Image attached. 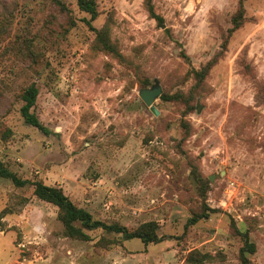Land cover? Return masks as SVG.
I'll use <instances>...</instances> for the list:
<instances>
[{"label": "rangeland", "instance_id": "374dc122", "mask_svg": "<svg viewBox=\"0 0 264 264\" xmlns=\"http://www.w3.org/2000/svg\"><path fill=\"white\" fill-rule=\"evenodd\" d=\"M48 1L0 0L10 13L0 34V80L7 85L0 135L10 131L0 138V160L20 179L60 187L95 219L127 229L153 220L162 240L143 245L108 234L118 243L96 250L100 229L86 231L88 241L63 237L55 206L37 199L28 183L0 177V231L13 245L0 235V258L11 248L12 264H187L184 255L196 249L209 255L198 264H242L233 224L254 244L244 254L248 264H264V105L251 80L264 82V0L244 1L248 20L230 34L192 110L183 114L181 102L156 98V116L137 95L142 78H156L161 91H187V69L218 51L237 0H151L161 24L142 0H95L91 24L98 28L111 16L109 36L121 61L89 51L88 14L74 0L62 1L75 25L43 34ZM15 34L34 44L36 64L5 53ZM242 58L252 75L242 73ZM30 82L38 89L32 110L47 134L19 115L16 94ZM190 161L207 178L210 210L186 224L200 202Z\"/></svg>", "mask_w": 264, "mask_h": 264}, {"label": "trees", "instance_id": "16d2710c", "mask_svg": "<svg viewBox=\"0 0 264 264\" xmlns=\"http://www.w3.org/2000/svg\"><path fill=\"white\" fill-rule=\"evenodd\" d=\"M74 1L78 10L88 14V18H83L82 21L93 33V37L88 45L89 51L91 53H104L118 59V61H121L123 54L119 51L117 44L112 41L109 36V28L112 23L111 16L107 15L103 23L98 28L93 27L91 21H93L98 15L95 0ZM244 1L245 0H237L236 8L230 17V27L226 29L225 33L221 34L222 40L219 44L218 51L197 68L189 67L187 69L186 75L192 80L188 90L185 92L181 90L170 92L164 89L158 96L159 100L165 102H181L183 105V114H187L192 110V102L196 95H198L199 92H202L204 88V80L208 75L209 70L217 62L219 55L225 51L230 34L235 29L239 28L246 20H248V17L245 15ZM48 3L47 16L44 21V27L47 30L43 34H48L49 38L52 33H62L65 32L68 27L74 26L75 20L71 17V15H68V9L62 0H49ZM142 4L148 17L154 19L158 24L163 23L162 16L155 12L154 5L151 0H142ZM59 13L64 16L62 21L58 20ZM9 18L10 13H8L7 10H0V34L4 32V24L9 22ZM42 38L40 39H46L44 36ZM30 42L31 41H29L24 34H15L14 38L10 41V44L4 45L3 48L6 50L8 49L5 53H10L11 58L14 57L19 59L21 62H26V64L32 63V65H34L39 59L36 58L37 54L34 44ZM180 55L183 60L189 64V59L182 50L180 51ZM240 65L244 75L251 73V68L243 58L240 60ZM251 77L255 89L254 99L256 103L264 105V82L256 80L253 76ZM149 84L150 81L147 77H143L139 83L141 87H145ZM5 88H7V85L0 80V106L4 104V98L6 96ZM37 93L38 89L33 82H30L19 89L16 94V98L22 103L19 106L18 111L24 124L35 127L42 134H47V128L38 120L32 110ZM181 124L184 128L186 127L185 121H181ZM9 134L10 131L8 129H3L0 138L5 139ZM189 164V173L196 185V194L200 199L199 209L196 210L195 208L196 211H194L186 221V224H193L200 218H206L210 208L205 203L208 184L207 178L200 174L194 162L190 161ZM0 177L10 180L15 186H22L23 184L28 183L32 186V194L37 199L55 206V216L61 225V235L63 237H67L72 240L88 241L91 237L86 231L100 229L103 234L100 235L93 243L96 250L106 249L109 245L118 243V240L115 238L107 237L106 235L108 234H118L122 240L136 238L143 245L148 243H157L162 240V237L158 236L156 233L157 224L155 221L148 220L139 223L134 228L127 229L118 222L106 223L102 220L95 219L87 210L76 206L63 193L60 187L55 185H46L40 180L20 179L2 160H0ZM230 228H232V232L238 236L242 242V245L238 250L239 259L242 264H248L244 254L252 253L254 251V244L249 241L246 231H240L233 224L230 225ZM207 258H209L207 253H201L196 249H191L184 255V261L187 264L202 263Z\"/></svg>", "mask_w": 264, "mask_h": 264}, {"label": "water", "instance_id": "95a60500", "mask_svg": "<svg viewBox=\"0 0 264 264\" xmlns=\"http://www.w3.org/2000/svg\"><path fill=\"white\" fill-rule=\"evenodd\" d=\"M161 93V87L158 83V80L154 78L152 83L148 87H143L138 89L137 95L145 106L148 107L150 112L156 116L158 115V110L154 106L153 102ZM195 109L198 110L199 107L196 105Z\"/></svg>", "mask_w": 264, "mask_h": 264}, {"label": "crops", "instance_id": "0c3cea01", "mask_svg": "<svg viewBox=\"0 0 264 264\" xmlns=\"http://www.w3.org/2000/svg\"><path fill=\"white\" fill-rule=\"evenodd\" d=\"M2 220H6L5 217L4 219ZM0 235L2 236H5V237H9V243H10V247L12 248V243L10 241V238H11V235L7 232H3V231H0ZM10 248L9 252L5 255H3L1 258H0V264H12L14 261H16V254L14 253V251Z\"/></svg>", "mask_w": 264, "mask_h": 264}]
</instances>
